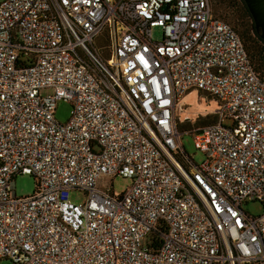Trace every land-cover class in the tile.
<instances>
[{"label":"built area","instance_id":"obj_1","mask_svg":"<svg viewBox=\"0 0 264 264\" xmlns=\"http://www.w3.org/2000/svg\"><path fill=\"white\" fill-rule=\"evenodd\" d=\"M192 90L217 102L214 122L184 130L200 163L179 144ZM116 175L131 181L119 194ZM1 258L264 264V81L210 0H0Z\"/></svg>","mask_w":264,"mask_h":264},{"label":"rangeland","instance_id":"obj_2","mask_svg":"<svg viewBox=\"0 0 264 264\" xmlns=\"http://www.w3.org/2000/svg\"><path fill=\"white\" fill-rule=\"evenodd\" d=\"M239 3V0H236ZM213 16L227 22L233 27L231 21L232 15L240 23L247 25L251 22V19L245 17L239 11V7L236 11L231 6V2L227 0H210ZM234 10V11H233ZM234 13V14H232ZM161 38V32L158 27L152 28V39L159 40ZM217 107V102L214 98L203 93H199L197 90H192L190 93L183 95L177 106L176 116L179 123V130H181L179 144L182 145L186 154L192 157L195 163H200L204 160V153L197 149L193 142V137L190 133L185 132V129H196L208 123L216 120L214 110ZM71 105L69 102L59 101L54 110V116L57 121L63 123L67 121L70 116ZM224 124H230L228 119L223 120ZM107 184L112 188L115 194L123 192L131 183L129 178L116 175L106 180ZM15 193L17 196H24L31 194L35 189V180L33 176L28 174H18L14 178ZM84 193L80 191H71L69 198L72 201L80 202L84 199ZM242 209L246 211L249 216H258L263 213V205L257 200L245 201L241 205ZM0 264H13L7 258H1Z\"/></svg>","mask_w":264,"mask_h":264},{"label":"trees","instance_id":"obj_3","mask_svg":"<svg viewBox=\"0 0 264 264\" xmlns=\"http://www.w3.org/2000/svg\"><path fill=\"white\" fill-rule=\"evenodd\" d=\"M213 1L215 2V0ZM227 1L231 2V6L234 8L235 11L236 8L240 6L239 11L244 14L245 17L249 18V20L251 19V22L249 24L244 25V22L240 23L237 18L232 15L231 21L233 22V27L231 25L230 26L240 37L253 69L258 74V76L264 81V40L256 31L252 17L244 1L239 0V3L236 0Z\"/></svg>","mask_w":264,"mask_h":264},{"label":"water","instance_id":"obj_4","mask_svg":"<svg viewBox=\"0 0 264 264\" xmlns=\"http://www.w3.org/2000/svg\"><path fill=\"white\" fill-rule=\"evenodd\" d=\"M254 23L256 31L264 40V0H243Z\"/></svg>","mask_w":264,"mask_h":264}]
</instances>
